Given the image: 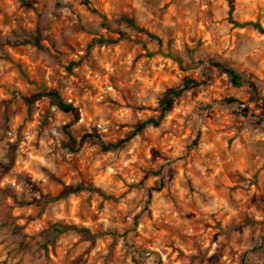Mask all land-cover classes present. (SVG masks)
I'll return each mask as SVG.
<instances>
[{
	"label": "clouds",
	"instance_id": "clouds-1",
	"mask_svg": "<svg viewBox=\"0 0 264 264\" xmlns=\"http://www.w3.org/2000/svg\"><path fill=\"white\" fill-rule=\"evenodd\" d=\"M0 264H264V0H0Z\"/></svg>",
	"mask_w": 264,
	"mask_h": 264
},
{
	"label": "rangeland",
	"instance_id": "rangeland-1",
	"mask_svg": "<svg viewBox=\"0 0 264 264\" xmlns=\"http://www.w3.org/2000/svg\"><path fill=\"white\" fill-rule=\"evenodd\" d=\"M91 44H89L88 45V47H89V49L91 48ZM17 61H18V63H20L22 66H23V64L25 63L23 60H21L20 59V54L18 53L17 54ZM71 69H69V71H70ZM11 102L10 101H3L2 102V106L4 107V111H5V114H7L8 112H9V108H8V105L10 104ZM54 228H58L59 229V227H56V226H54ZM55 231V230H54ZM85 232H86V230H85Z\"/></svg>",
	"mask_w": 264,
	"mask_h": 264
},
{
	"label": "trees",
	"instance_id": "trees-1",
	"mask_svg": "<svg viewBox=\"0 0 264 264\" xmlns=\"http://www.w3.org/2000/svg\"><path fill=\"white\" fill-rule=\"evenodd\" d=\"M63 107H65V108L67 109V107H68V106H67V105H63ZM53 230H55V231H57V232H59V231H60V229H58V228H57V229H56V228H54Z\"/></svg>",
	"mask_w": 264,
	"mask_h": 264
}]
</instances>
